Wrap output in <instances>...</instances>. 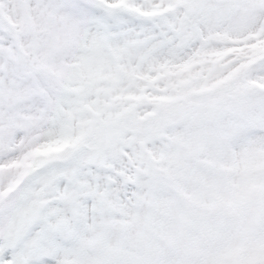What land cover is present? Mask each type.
<instances>
[{
    "label": "snow or ice",
    "instance_id": "6c2138e0",
    "mask_svg": "<svg viewBox=\"0 0 264 264\" xmlns=\"http://www.w3.org/2000/svg\"><path fill=\"white\" fill-rule=\"evenodd\" d=\"M0 264H264V0H0Z\"/></svg>",
    "mask_w": 264,
    "mask_h": 264
}]
</instances>
